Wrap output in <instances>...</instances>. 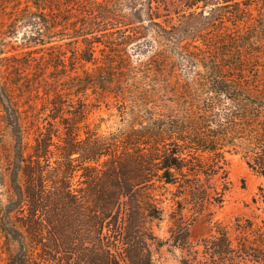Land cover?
Returning <instances> with one entry per match:
<instances>
[{
	"label": "rangeland",
	"instance_id": "obj_1",
	"mask_svg": "<svg viewBox=\"0 0 264 264\" xmlns=\"http://www.w3.org/2000/svg\"><path fill=\"white\" fill-rule=\"evenodd\" d=\"M198 1L189 8L187 0H0L1 83L19 112L28 165L19 178L29 190L31 176H41L48 218L59 208L60 216L86 219L116 193L138 192L144 162L157 155V123L181 121L201 93L195 83L215 68L236 80L242 75L245 86L264 94V0ZM13 152L0 104L4 166ZM223 158L230 186L221 207L197 215L181 206L191 243L215 223L264 221V205L254 203L264 178L239 150L226 149ZM9 183L5 177L0 184L4 203ZM156 185L164 212L150 227L166 244L155 259L179 264L181 251L167 241L180 231L172 205L181 199L175 187ZM71 201L81 203L74 213ZM17 249L0 231V264Z\"/></svg>",
	"mask_w": 264,
	"mask_h": 264
},
{
	"label": "trees",
	"instance_id": "obj_2",
	"mask_svg": "<svg viewBox=\"0 0 264 264\" xmlns=\"http://www.w3.org/2000/svg\"><path fill=\"white\" fill-rule=\"evenodd\" d=\"M198 3L187 0L186 5L192 8ZM3 54L0 50V63ZM2 67L0 104L14 152L6 166L0 159V184L5 177L10 179L8 200H0V231L18 244V249L8 254L7 264H38L35 256L43 264H160L155 254L166 243L150 227L164 212L154 194L159 189L156 183L175 187V197L181 199L173 200L172 205L181 213L174 221L180 231H171L167 241L181 251L179 264H264V221L237 217L229 224L215 223L211 234L194 244L188 239L181 207L192 206L197 215L208 206L221 207L230 186L223 158L226 149L243 153L249 168L264 178V94L245 86L249 82L242 75L236 80L215 68L213 74L195 83L202 87L201 93L183 109L181 121L157 123L152 136L157 155L144 162L138 192L131 196L116 193L111 202L88 209L86 219L60 216L59 208L50 219L41 176L37 174L36 180L31 176L29 190L20 182L19 175L28 166L24 130L1 83ZM257 195L254 203L264 205V187ZM127 197L130 200L124 201ZM80 206L71 201L68 207L74 213Z\"/></svg>",
	"mask_w": 264,
	"mask_h": 264
}]
</instances>
